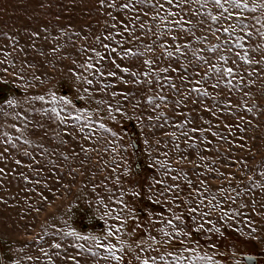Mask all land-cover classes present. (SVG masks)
<instances>
[{
  "label": "rangeland",
  "instance_id": "374dc122",
  "mask_svg": "<svg viewBox=\"0 0 264 264\" xmlns=\"http://www.w3.org/2000/svg\"><path fill=\"white\" fill-rule=\"evenodd\" d=\"M129 2L135 10L123 8ZM180 2L171 5L178 15L161 21L153 17L156 11L164 15L163 10L136 0H0V264H50L41 249L54 264H108V253L99 243L119 246L121 240L126 264H136V243L146 231L157 234L155 229L161 227L148 228L149 218L154 213L171 218L169 208L179 215L189 206L184 201L200 193L202 211L216 205L201 222L205 229L215 226L220 231L193 232L189 245L199 243L221 264H229L233 246L262 257L264 264V36L259 35L264 32V10L250 6L242 17L208 20L196 31L206 40L188 38L217 67L236 69L231 77L225 73L216 88L211 87L215 80L205 83L212 93L205 97L186 95L179 74L159 71L174 59L165 49L175 47L169 33L179 31L173 21H179ZM183 15L200 19L206 13L201 9L199 15ZM210 24L235 31L227 38L222 32H204ZM238 35L244 37L242 49L232 43ZM215 45L218 50L209 51ZM147 46L154 50L145 51ZM129 47L144 55L120 58L121 49ZM221 53L228 56L227 64L217 59ZM237 53L251 63L238 59ZM148 57L159 58L151 68L142 63ZM113 59L153 77L172 75L179 95L164 79L149 84L141 75L143 82L133 84L134 78L116 69ZM109 70L117 76L100 75ZM53 92L71 99L72 105L59 99L52 103ZM40 95L45 101L32 99ZM161 95L167 99L161 101ZM10 100L16 103H7ZM161 191L163 197L149 199ZM121 199L128 206L121 214L126 221L117 216ZM222 209L228 217L220 220ZM121 225L120 239L107 236L108 227L115 232ZM69 229L99 239L71 236ZM53 242L62 247L55 248ZM212 242L215 249L210 248Z\"/></svg>",
  "mask_w": 264,
  "mask_h": 264
},
{
  "label": "snow or ice",
  "instance_id": "6c2138e0",
  "mask_svg": "<svg viewBox=\"0 0 264 264\" xmlns=\"http://www.w3.org/2000/svg\"><path fill=\"white\" fill-rule=\"evenodd\" d=\"M101 4L105 3V0H99ZM137 4L144 5L148 4L150 7L154 9H159L164 11V15H160V11H156L153 19L158 20H167L168 16L171 15L173 17H176L178 15L177 11H173L171 8V5L175 3V0H136ZM190 4L193 7L191 9H185L182 7L183 4ZM252 7L253 9L258 10H264V0H258L257 3L249 4L248 0H181L179 4H176V8L179 10V21H173V26L177 27L179 29L176 33H169L172 39L173 44L175 45L174 49L172 51H167L165 49V52L169 58H173L171 63H169L168 67H162L159 69L160 72H171V73H177L180 85L179 87H183L185 89V94H203V96L208 97L212 95L208 91V88H206L204 85L210 80H215V83L211 85V87L216 88L218 87L221 82L224 80L225 73L231 77L233 72L236 70L235 66L230 67H224L221 69L220 67H217L216 64L212 63L211 60L206 59L205 56L201 55L200 53L203 52V49L196 50L192 47L191 41L188 39L191 37V40H194L196 43H200L203 40L207 39V36L205 35H196V31L198 28H203V25L206 23V21L210 20L212 22L219 23L221 20H227V19H233L236 17H242L243 11L245 9H249V7ZM124 9H133L135 10V7L132 3H125L123 5ZM203 9L206 13V16L200 19H195V22H193V19H185L184 13L185 12H195L197 15L200 14V10ZM215 10V14L214 11ZM257 23H260V21H257ZM169 25L165 24L164 27H168ZM141 28L144 27L143 24L140 25ZM244 28L247 29V25H244ZM125 29L127 30V26H125ZM204 32H212L213 34L216 33H224L227 37H231L235 29H232L230 27H213V25H209L206 29H203ZM151 28L148 29V32H151ZM181 33H183V36H181ZM259 35L264 36V32H260ZM244 39L242 35H238L235 37V40L232 41V43L237 48H244V45L241 43V40ZM217 40H219V36H217ZM167 44V41L164 42ZM219 48V45L211 46L209 48V51L215 52ZM154 49L151 46H147L145 48V51H153ZM228 49L225 48V51ZM112 51H115L113 49ZM99 55V53L97 54ZM144 55L143 52L140 51L139 48H136L135 50L132 47H129L127 49H121V52L119 54L120 58H139ZM238 59H244L248 60L249 63H251L250 58L241 53H237ZM159 58H152L148 57L147 59H144L142 61L143 65L147 68H151L154 63H156V60ZM218 60L224 61L225 64L228 62V56L221 53L218 57ZM193 60L195 63H193ZM112 65L116 69H120L121 73L129 74L134 79L131 81L133 84H139L143 81L140 79L141 75L143 77H147L148 83L151 84L154 81H160L161 79H164L165 82L168 84V86L174 90L177 95H179V87L176 83L173 82V76L169 75L167 77H161L159 74L156 76H152L151 72L144 71L141 73L139 69L130 68L127 66H122L120 63H117L115 59L111 60ZM175 65V66H174ZM201 65H204L207 70L201 71ZM89 67H95V65H89ZM107 67V66H105ZM191 68V71L189 69ZM152 71H157L156 69H152ZM109 75V76H117L116 71H107L105 73L104 71H100V75ZM121 80H123L124 83H128L129 81L124 79V76L121 75ZM88 83H91V81H88ZM229 84H231V81H228ZM163 87V86H162ZM116 93H113L115 95ZM51 96V102L56 103L57 100H62L63 105H72V100L68 97H57V95L53 93H49ZM127 95V94H125ZM161 101H164L167 99L166 96H160L159 97ZM33 100H39V101H45V96L40 95L32 98ZM149 101H152V97H148ZM182 101H178L177 103H181ZM7 103L9 104H15V100H10ZM230 104L231 101H228ZM249 111L252 109L249 108ZM52 111L56 113L59 116V111L56 108H53ZM61 120L64 119L63 116L59 117ZM151 119V118H150ZM103 127V125H102ZM83 131V129H81ZM192 131H196V129H192ZM173 137H175V133L172 134ZM19 163V161H17ZM261 167H264V164H261ZM2 171V170H0ZM262 176H264V172L261 173ZM27 179V177H25ZM157 183H163V181H157ZM171 187H178L177 185H173ZM261 188H264V183L260 185ZM167 190H170L167 189ZM149 191H152L149 189ZM124 193L121 191V196H123ZM132 195L134 196H140L141 193L139 191H133ZM165 193L163 191L161 192H152V195L149 196L150 200H154L155 197L161 196L163 197ZM200 195L202 193L197 195V198L195 200H188L184 201V203L188 204L189 206L185 208L184 212L177 215L172 212V209H168V213L171 218L166 219L163 214L156 215L155 213L149 218L148 228H152L153 225L159 224L161 227L156 228L155 232L157 234H153V231H146L145 236L141 238L135 245V253L133 255V259L136 262V264H221L220 260L215 259L212 255L205 253L202 248H200L199 243H195V247L189 245L188 241L192 239L193 232L200 233L203 231H206L208 233H212L213 231L219 232L220 229L216 228L215 226L210 227L208 229H205L204 223L201 221H204L206 217L209 216L210 211L216 207L215 204H210L209 209L207 211H202L200 208V205L203 204V200L200 199ZM215 199V197H213ZM172 202L176 206L177 209L180 207V202H178L177 197H172ZM118 204L123 205V208L120 209V212L117 214L118 219L126 221L127 217H124L121 215L125 208H127V204L124 203V201L121 199L117 201ZM134 209H129V212H134ZM222 215L219 218L220 220H223L228 217V213L225 210H221ZM186 213H191L192 215L190 218H186ZM188 219H190V223L188 222ZM208 224H211V220L207 221ZM137 227H142V225H137ZM123 230V225L118 227L116 231L114 232L111 227H108L107 229V236H114L117 239H120L118 236V233H120ZM255 229H253V232ZM71 236H76L78 238H86V239H92L94 241L98 240V237H81V234L78 233L75 229H69L68 232ZM251 235V234H250ZM104 239H107V237H104ZM176 242V243H174ZM55 248L59 249L62 247V245L58 242H53V245ZM100 248L106 249L108 255L104 257V259L108 262V264H126L125 262V244L123 240L120 241L119 246L115 243H99L98 245ZM77 247H81V245H77ZM128 250H133V245L128 244L127 245ZM211 249L216 248V243L212 242L210 245ZM91 251V249L89 250ZM41 252L44 254V256L47 258V260L50 262V264H54L52 261V256L49 255L47 252H45L43 249H41ZM154 253V254H153ZM95 255V253H93ZM29 260L34 259V257H28ZM35 259H38L36 257ZM69 259H75V257H70ZM227 260L229 264H255V257L247 254V253H240L235 246H233V250H231L227 256ZM14 264H19V262H14ZM76 264H80V261L77 260ZM128 264H131V262H128Z\"/></svg>",
  "mask_w": 264,
  "mask_h": 264
},
{
  "label": "water",
  "instance_id": "95a60500",
  "mask_svg": "<svg viewBox=\"0 0 264 264\" xmlns=\"http://www.w3.org/2000/svg\"><path fill=\"white\" fill-rule=\"evenodd\" d=\"M133 146H134V149H137L138 148V144H136L135 141H133ZM252 255V254H250ZM255 257V264H260V260H262V257H259V256H256V255H252Z\"/></svg>",
  "mask_w": 264,
  "mask_h": 264
}]
</instances>
